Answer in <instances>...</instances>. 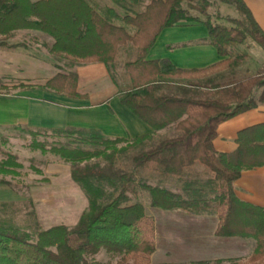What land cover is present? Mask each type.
<instances>
[{
    "label": "trees",
    "instance_id": "16d2710c",
    "mask_svg": "<svg viewBox=\"0 0 264 264\" xmlns=\"http://www.w3.org/2000/svg\"><path fill=\"white\" fill-rule=\"evenodd\" d=\"M111 1L124 11L116 15L123 25L110 21L86 0H0L2 47L24 46L5 42L12 32L38 31L52 38L48 49L52 56L78 64L100 62L111 69L112 76L118 49L127 44L134 47L135 58L124 64L126 87L120 89L113 79L120 103L151 129L131 140L109 139L95 130L29 131L58 138L52 144L35 139L30 147L48 150L70 163L71 177L88 206L72 227L28 231L0 216V264H88L87 259L100 250L119 254L116 264H150L155 247L152 231L148 235L141 229L145 206L129 203L127 196L136 195L137 175L176 184L172 191L142 181L150 208L214 215L218 219L215 236L252 240L248 261L264 264V207L240 201L234 190L242 171L264 165V123L238 132L232 153L216 152L212 143L220 123L264 104V71L239 77L236 70L247 55L231 50L249 39L264 51V31L244 0H219L233 5L239 14V18H228V26L211 21L208 9L213 0H147L143 9L134 8L141 0ZM183 22L205 25V42L223 59L191 70L164 60H147L161 30ZM126 25L133 28L132 33ZM171 84L178 87L174 90ZM76 86V75L69 73L57 74L42 88L84 98ZM0 90L6 87L0 84ZM170 128L174 131L170 136L156 137V132ZM93 159H103L107 165L100 167L91 163ZM19 167L9 155L0 160V175H17Z\"/></svg>",
    "mask_w": 264,
    "mask_h": 264
},
{
    "label": "crops",
    "instance_id": "0c3cea01",
    "mask_svg": "<svg viewBox=\"0 0 264 264\" xmlns=\"http://www.w3.org/2000/svg\"><path fill=\"white\" fill-rule=\"evenodd\" d=\"M86 1L116 25H123L116 15L122 16L124 11L111 0ZM244 1L264 31V0ZM146 2L141 0L134 8L143 9ZM125 27L128 32H133L132 27ZM207 36V28L201 23L183 22L164 28L149 49L146 59L164 60L184 70L206 68L223 59L212 45L205 42ZM5 42L24 46H0V80H11L14 81L11 86L23 84L29 88H16L10 94L0 95V128H21L33 132L95 130L106 138L125 140L151 133L147 125L120 103L119 87L109 71L111 69L105 64H78L56 58L48 51L53 43L52 38L38 31L18 30L12 32ZM127 46L120 47L118 52ZM69 73L76 75V91L84 98H72L42 88L57 74ZM176 86L169 85L174 90ZM261 123H264V104L220 123L212 142L214 150L219 153L234 152L238 132ZM59 183L67 184L73 191V204L70 203V206L77 210L73 220L63 223L72 227L88 204L82 209L84 194L71 174L55 184ZM234 190L240 201L264 207V165L242 171L234 182ZM148 208L155 220V250L150 256L151 264L239 259L249 257L253 251L254 242L250 239L215 236L218 219L214 215H192Z\"/></svg>",
    "mask_w": 264,
    "mask_h": 264
},
{
    "label": "rangeland",
    "instance_id": "374dc122",
    "mask_svg": "<svg viewBox=\"0 0 264 264\" xmlns=\"http://www.w3.org/2000/svg\"><path fill=\"white\" fill-rule=\"evenodd\" d=\"M208 13L213 23L227 26L231 25L228 18H239V14L233 5L219 0H213ZM216 15H218V18ZM130 33H132V30ZM231 50L247 55L236 70L239 77L264 71V51L253 41L248 39L244 44L235 45ZM135 54V48L128 44L127 47L118 52L112 65V73L120 89L126 87L124 64L133 60ZM13 83L14 81L11 80H0V84L6 87V90H0V95H7L15 90L11 86ZM172 133L174 131L170 128V130L160 132L156 137L170 136ZM35 139L39 142L45 141L52 144L58 138L50 133L32 134L27 129L0 128V160L11 155L20 164V167L16 169L17 175H0V181L3 182L0 183V216L9 219L8 224L18 228H28V231H32L36 227L46 229L49 226L52 227V225L62 224L68 226L63 223L73 220L77 210L70 206L71 200H73V191L70 190L67 184L59 183L60 185H56L55 183L61 181L62 177L71 174L70 163L48 150L42 152L39 149L30 147L31 141ZM123 145L124 143L117 144L116 147L120 148ZM91 163H97L100 167L107 165V162L103 159H93ZM43 177H48L49 181ZM142 181L153 185L158 184L172 191H176L177 187L174 181L159 183L156 179H145L141 175H137L133 184L136 195L127 194L129 203L139 202L147 207L145 210L146 218L141 229L148 235L152 231L154 242L155 220L149 212V196L140 187ZM81 203L82 209L88 204L84 195ZM58 222L61 223L58 224ZM119 258V254H110L105 250H100L96 256L88 258L87 262L88 264H116ZM232 260V262H224L223 264H250L248 257ZM174 264L182 263L175 262Z\"/></svg>",
    "mask_w": 264,
    "mask_h": 264
}]
</instances>
